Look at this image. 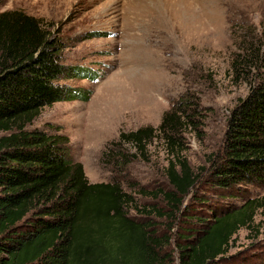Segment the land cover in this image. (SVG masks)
Returning <instances> with one entry per match:
<instances>
[{"label": "rangeland", "instance_id": "obj_1", "mask_svg": "<svg viewBox=\"0 0 264 264\" xmlns=\"http://www.w3.org/2000/svg\"><path fill=\"white\" fill-rule=\"evenodd\" d=\"M3 12L38 19L60 41L68 69L98 76L90 82L67 70L60 83L91 91L90 99L44 108L27 129L67 137L69 158L90 183H118L136 208L164 211L165 217L144 218L133 205L126 208L130 218L172 237L164 251L172 264H179L178 236L199 228L197 219L264 199V184L226 192L206 183V174L171 214L162 197L140 194L170 190L165 169L172 155L162 133L155 132L144 154L115 145L121 132L157 129L164 114L173 113L182 155L195 174L209 169L222 154L231 111L259 77L252 70L248 78L236 75L231 64L249 47L264 54V0H0ZM216 264H264V208Z\"/></svg>", "mask_w": 264, "mask_h": 264}, {"label": "trees", "instance_id": "obj_2", "mask_svg": "<svg viewBox=\"0 0 264 264\" xmlns=\"http://www.w3.org/2000/svg\"><path fill=\"white\" fill-rule=\"evenodd\" d=\"M61 50L60 41L38 19L0 13V264H172V255L164 253L172 237L130 218L126 208L134 206L133 198L118 183H90L83 166L69 158L67 137L27 129L44 108L90 99L91 91L60 81L67 70L90 82L98 76L68 69ZM259 52L249 47L231 64L236 75L248 78L252 70L259 77L231 111L222 154L209 169L195 174L182 155L173 113L166 112L157 129L119 134L116 146L131 145L144 154L159 131L172 155L165 169L170 190L140 194L162 197L177 214L206 174V183L226 192L242 184H264V54ZM134 208L144 218L166 216L155 207ZM261 208L264 199H253L207 212L206 220L197 219L199 228L178 236L179 264L224 260L233 236L250 228Z\"/></svg>", "mask_w": 264, "mask_h": 264}]
</instances>
